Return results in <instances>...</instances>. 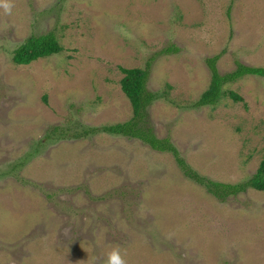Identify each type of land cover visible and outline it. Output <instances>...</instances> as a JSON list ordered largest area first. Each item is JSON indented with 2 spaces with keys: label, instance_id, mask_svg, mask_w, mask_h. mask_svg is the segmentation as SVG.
I'll use <instances>...</instances> for the list:
<instances>
[{
  "label": "rangeland",
  "instance_id": "1",
  "mask_svg": "<svg viewBox=\"0 0 264 264\" xmlns=\"http://www.w3.org/2000/svg\"><path fill=\"white\" fill-rule=\"evenodd\" d=\"M0 8V264H264V191L221 201L184 175L171 152L106 132L132 116L123 67L151 62L149 107L201 174L252 176L264 156V76L229 86L244 98L194 107L207 58L223 51L264 66V0H12ZM53 32L62 52L13 61L32 35ZM171 44L180 50L164 54ZM62 128L53 131L55 126ZM68 131L69 134H60Z\"/></svg>",
  "mask_w": 264,
  "mask_h": 264
},
{
  "label": "trees",
  "instance_id": "2",
  "mask_svg": "<svg viewBox=\"0 0 264 264\" xmlns=\"http://www.w3.org/2000/svg\"><path fill=\"white\" fill-rule=\"evenodd\" d=\"M64 46L60 43L56 34L53 32L43 35H32L23 43L14 49L13 61L16 64L28 65L32 61L48 57L62 52ZM180 50L174 44L164 47L161 52L170 54ZM223 51L215 56L207 58V64L211 70V80L208 88L193 103L194 107L204 105H218L227 96L236 101H242L244 98L238 91L232 89L229 85L237 82L247 75L264 76V66L246 65L237 60V68L234 71L224 74L220 73L218 60H220ZM151 62L145 67H123L121 78V87L132 107V116L124 121L107 124L100 127H89L83 125V130L74 133L73 136L81 137L91 133L106 132L116 136H125L131 139H139L149 145L152 149L161 152H171L177 164L180 166L184 175L203 186L207 192L221 201H226L231 196H237L248 189L264 191V156L256 172L246 180L239 182H224L212 179L201 174L181 156L177 147L171 141L169 136L159 137L154 132V127L150 124L148 109L159 99H169V90L171 85L167 84L163 92L152 91L148 88V81L151 73ZM61 126H55L53 131L61 129ZM69 134L68 131H61L60 134Z\"/></svg>",
  "mask_w": 264,
  "mask_h": 264
},
{
  "label": "clouds",
  "instance_id": "3",
  "mask_svg": "<svg viewBox=\"0 0 264 264\" xmlns=\"http://www.w3.org/2000/svg\"><path fill=\"white\" fill-rule=\"evenodd\" d=\"M13 7L12 0H0V8H3L5 14H11ZM106 264H127V262L117 247L108 254Z\"/></svg>",
  "mask_w": 264,
  "mask_h": 264
}]
</instances>
